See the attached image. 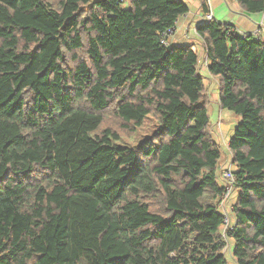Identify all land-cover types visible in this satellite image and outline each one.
<instances>
[{
  "label": "trees",
  "instance_id": "trees-1",
  "mask_svg": "<svg viewBox=\"0 0 264 264\" xmlns=\"http://www.w3.org/2000/svg\"><path fill=\"white\" fill-rule=\"evenodd\" d=\"M124 2L0 0V264H228L229 239L237 264H264V40L211 19L201 57L161 43L185 1ZM202 68L239 117L227 165Z\"/></svg>",
  "mask_w": 264,
  "mask_h": 264
},
{
  "label": "crops",
  "instance_id": "crops-1",
  "mask_svg": "<svg viewBox=\"0 0 264 264\" xmlns=\"http://www.w3.org/2000/svg\"><path fill=\"white\" fill-rule=\"evenodd\" d=\"M184 1L190 6V10L188 13L184 14L182 17H180L177 20L175 24V31L172 37L170 38V42L172 45H177V46L193 44L194 47L198 50L199 55L201 57H204L203 56L204 46H203V43L200 37L196 33V27L200 24L205 23V16L204 14H202L199 8V0H184ZM208 1L210 5V10L213 13L214 20L220 23L234 25L239 30H243L247 33L255 32L257 27L260 26L259 32L257 33V35H253V37L255 38L260 37L261 39L264 40V11L248 13L240 8L237 0H208ZM201 73L204 76V83H205V78L206 79L209 78L211 80L210 83L208 84L205 83L206 86H208V91L211 94V100L213 103V106L209 107V110L212 112V114L216 116L215 117L216 125H214L216 126L215 128L222 125L221 132H223V133L217 132V137L220 138L221 136H223L225 140L227 139V143H228L238 123V117L232 111L227 110V109H222L220 107V104L218 101L217 78L210 76L204 68L201 69ZM209 85H212V86L209 88ZM224 117L229 118L230 121L224 123ZM227 130H229V133L225 137L224 131H227ZM215 133L216 131L214 130V137L216 136ZM215 140L219 144L222 141V139H220L221 140L220 141L216 137H215ZM224 162L223 164L227 165V163L226 162L224 163ZM235 198H231V200L235 202ZM232 246H233V242H232V245L229 244L228 250L231 251ZM231 255H232V252H231Z\"/></svg>",
  "mask_w": 264,
  "mask_h": 264
},
{
  "label": "built area",
  "instance_id": "built-area-1",
  "mask_svg": "<svg viewBox=\"0 0 264 264\" xmlns=\"http://www.w3.org/2000/svg\"><path fill=\"white\" fill-rule=\"evenodd\" d=\"M211 19H213V13L210 10L205 15V21H210ZM259 28H260V26H258L256 31L252 32V33H247L245 31L239 30V29H238V32L242 36H247V35L253 36V35H257V33L259 32ZM174 31H175V26L167 29L166 31H164L162 33L161 43L163 45L168 46L171 43L170 38L174 34ZM229 162L231 164V157H229ZM218 182L223 187V195H222V199L219 203V210L223 216V223L221 226V230L223 232V235L226 236L227 232L229 230H232L233 225H234V221H233V217H232V210L234 207V201L231 200V196H232L233 191H234L233 187H234L235 180H234V175L232 172L231 165L222 169Z\"/></svg>",
  "mask_w": 264,
  "mask_h": 264
},
{
  "label": "rangeland",
  "instance_id": "rangeland-1",
  "mask_svg": "<svg viewBox=\"0 0 264 264\" xmlns=\"http://www.w3.org/2000/svg\"><path fill=\"white\" fill-rule=\"evenodd\" d=\"M184 1V0H182ZM124 7H127L129 5V0H125V2L123 3ZM263 27V26H262ZM211 80L208 78L206 79L205 78V83H210ZM212 85H209V88L211 87ZM215 86V84H214ZM214 89V88H213ZM213 106V103L211 102L209 107ZM209 114H210V117H211V120L213 123L216 122V116L214 114H212V112L209 110ZM230 119L229 118H225L224 117V123L226 122H229ZM238 121H239V117H238ZM157 125V122L151 117V116H146V118L144 119L143 121V124L141 126L138 127V129L136 130V132L132 135V137L128 140H124L123 142L128 144V145H133V144H137L140 142V140L145 137L147 134H149L154 128L155 126ZM216 125V123L214 124ZM220 125V124H219ZM216 126H214V130L216 131L215 133V137L220 140L222 139V141L220 142V149L222 150V157L218 163V165H221L225 159H226V152H228V143H227V139L225 140L223 136H221L220 138L217 137V132L219 133H223L221 132L222 131V125L218 126L217 128H215ZM217 129V130H216ZM225 134L224 136L226 137L229 133V130L227 131H224ZM230 156V155H229ZM225 163V162H224ZM237 191L234 190L233 191V194L231 196V198H235L237 196ZM229 244L232 245V240L229 239ZM226 258H227V261H228V264H237L236 261L233 259V256L231 255V251L230 250H226Z\"/></svg>",
  "mask_w": 264,
  "mask_h": 264
}]
</instances>
